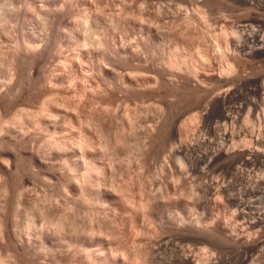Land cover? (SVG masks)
Segmentation results:
<instances>
[{
  "label": "rangeland",
  "instance_id": "1",
  "mask_svg": "<svg viewBox=\"0 0 264 264\" xmlns=\"http://www.w3.org/2000/svg\"><path fill=\"white\" fill-rule=\"evenodd\" d=\"M13 1L20 3H14ZM16 1L11 0L10 2V0H0V3H3H1L2 6L5 5L6 9L13 10L14 13L16 9V15L14 14L15 19H11L10 17L12 16H10L8 18L6 17L5 22L2 21L5 18L0 20V27L2 28V30L0 28V60L2 59L0 61V88H4H2V90L0 89V123L3 122L0 124V132H2L0 133V157H7L6 159L3 158L5 160L10 159L12 171L8 173L0 168V191L4 189L6 184V186L9 185L8 187L10 190L15 189L14 192H17L16 190L18 189L16 188H21L20 186L22 185L21 181V185L18 183L20 180L18 177L22 178L25 176V173L27 175L31 173L30 176L34 175L32 177L34 184H31V188H33L34 191L36 190V194H41L37 195L39 197L41 196L43 202V205L41 206L40 203H34V205L35 207L40 206L38 210L39 212H41L40 209H42V206H46L45 208L43 207V211H46V215L44 214L45 212H41L44 214L45 218H43V215L40 213V220L37 217L39 215L37 213L38 215H34L36 218L33 216V222L28 227H23L22 234L25 236L24 239H30V237H33L34 232H37L34 231V229H41V226L42 229L44 228V234L47 233L46 231H49L47 234L52 232V230H49L52 227L49 226L51 224L48 225L50 228L46 227L48 223L47 220L54 219V216H56L55 214L54 216L52 214V211H56V209L55 207L53 208L51 204L53 205V202L57 201V197H62L61 193H59L61 194L60 196L57 195L61 189V192L63 193L64 188L67 190L69 188L68 186L66 187V181L68 180L66 177L71 173L67 166L70 164L69 161H72V147L69 144L72 139L77 140L75 136H78L79 134V130L72 127L69 123V116L71 117L73 114L74 116L76 115L77 118H80V114L82 117L85 114L84 112L90 113V111L92 112L95 110V114L100 113L101 111H98V108L101 105V107L106 106V108H108L105 109L106 111L104 110L105 117L107 115L103 120L104 124H106L104 125V131L106 134L103 132L104 138L102 136L104 141L101 139V136H98L100 135L99 133L90 130V133L94 131V134L92 133V135H94L92 139L94 145L89 146L86 150V155L83 157V162L88 165V175L86 174L85 176L86 183L89 187H93V190L90 188L91 192L88 191L89 188L86 190V192L88 191L86 193L87 196H91L89 197L90 202H87L89 198L86 199V202L85 200H81L84 196L81 195V197L80 194L76 195L78 198L79 196L81 198H77L79 200L78 203L75 202V205H73L74 203H71V206H74L73 208H71V206L67 207L66 204H64L66 203L65 200L64 202L59 198L58 200H61L63 203L57 201L59 205H65V207L60 205L56 208L60 209L62 207V210L65 211L63 213H66L69 217V219L66 220L70 223L72 221V227L74 225L73 228L75 229L73 234L79 231L76 233H79L78 236L71 235L74 238L70 244V248L71 245L73 246L71 248L72 250L70 249V253L72 252L71 254L73 257H76L77 255L80 256L81 254L78 253L85 251L83 249H95L93 246L95 245L93 242L94 240L92 241L91 239L92 235L88 234L86 231L92 228L91 231L94 230L93 232H95V228L98 225V228H102L101 230H105V232L102 231L104 233V238L101 235L102 244L98 247L95 245V247H97V249L102 247L104 250L108 247L106 253L110 252L109 255L110 257L112 256L111 258L113 262H118L121 258L128 262L130 258L133 257V255L135 257L136 254V257L140 256L139 258L143 259H139V263L137 262L136 264H187L185 258L182 257L187 253L190 254L191 257L193 255L199 260L200 258L205 259V257L206 259H211L210 262L212 264H264V258H260L259 255L257 256L258 250L255 243H251L249 247L245 248L246 250L238 246L240 238L248 237L253 239L258 234L257 226L253 221L257 215L256 211L257 206L259 205L261 192V190H259L260 187L258 188L257 186L260 184V186L264 187V162L262 159L261 161L251 155H249V160L251 159L250 161L248 160L249 162H242L238 156L243 150H248V148L252 149L255 148V146L258 147L251 141L254 136L260 134V136L263 137L262 139H264V56L246 54V51L248 50L247 47H249L250 44V46L253 47L259 46H257L255 42H243L245 43V47L243 48H246L243 50V53L234 51L231 48L226 49L224 46V39H231L233 36L229 29V27L233 26V23L235 26L240 20L252 17L264 21V0H259L258 3L256 2L251 5H238L231 0H35L36 2L38 1V3H35L34 0ZM41 1H43V4ZM153 1L154 4L152 3ZM7 3L9 8L7 7ZM9 3H12L13 5ZM157 3H161L158 5L161 13L158 12V8H156ZM95 6H98V9L100 8L99 11L101 10L100 12L102 14L105 13V17L107 15L113 17L117 16V19L120 18L121 20H118L119 22L121 21V24H118L119 26H114L116 29L113 27V30L110 31L111 33H108V31L112 28L106 29L105 38L107 39L104 40V43L105 47L106 45L108 47H106L107 50L101 47H94L95 49L89 48V50H87L88 52L90 51L89 53H84V51L81 53L79 46L75 43V39H72L74 37L72 26L76 23V13L78 14V12L84 9L92 10ZM37 7L43 12H46L48 17L44 14L45 19H47V21L50 20V22H48V24L46 20L42 23L37 22L36 27H33L29 22L30 20L27 19L30 18L28 11L32 13V10ZM197 7L201 8V10ZM101 8H104V11ZM47 11L50 13H47ZM198 11H205V21H201L200 18H198ZM186 14L193 15V26H191V28L186 27L182 29V27H180L179 29L170 26L173 24L174 18H176L172 15L184 16ZM124 15L125 18L123 17ZM52 16L54 18H52ZM72 16L74 17L72 18ZM9 18L11 19L10 21L8 20ZM27 20L29 21L27 22ZM144 22L145 24H143ZM1 23L3 27L1 26ZM117 27L119 29H117ZM148 27L153 34V40L155 42V46L153 47L150 46L148 41L146 42ZM253 27L258 28L257 25H254ZM34 32H36V34H34ZM201 32H203V34ZM210 34H213L214 37L216 35V39L219 41L218 45H214V42H210ZM125 39L128 42L125 41ZM133 39L135 40L133 41ZM28 40H33L31 42L38 45L36 46V51L32 60L31 57L23 59V52L26 48L25 43L30 42ZM34 40L36 42H34ZM13 45L15 46V49ZM128 45L131 46L128 47ZM18 46H20V48ZM123 46L126 49H134L136 47L140 57H144L148 63L153 65V67L156 66L154 69L162 72V75L167 79L166 81L173 76L172 79L174 81L169 80L173 84H158L151 94L147 92L138 95L136 99H134L135 97L126 94L118 97L113 95L107 97V93H104L103 91L107 90L106 92H109V90L105 89L106 87L103 83L104 75H101L97 71V62H105L104 65L116 73H119L120 69V73L123 72L126 74H123L124 76H127L130 72L129 74L132 78L134 77V79H144L147 75L146 72L131 67V64L127 63V59L120 55V47ZM20 49L23 50L21 51ZM85 49H88V47ZM205 50L206 52H204ZM78 52L80 53L77 54ZM175 53L180 54L182 59H184L180 65L181 70L180 74L178 73L179 75L169 74L168 69H171L172 67L167 68L168 66H165L162 59L165 54L166 57L169 54L174 55ZM220 53L221 55L223 54V57ZM81 54L83 56H80ZM22 55L23 57H21ZM180 55L177 56L181 57ZM113 56L114 58H112ZM29 60L31 62H29ZM91 60H93L92 63L90 62ZM229 61L234 65V68H237H235V75L230 72V69L227 66ZM31 66L33 69H31ZM88 68H90V70ZM165 68L167 69L166 72ZM188 69L189 71L191 70L192 74L188 72ZM30 70H33V73ZM228 72L230 74H228ZM132 73L137 75H133ZM11 75L15 76V78ZM174 77L177 79L175 80ZM9 78L10 81L7 82L6 80H9ZM187 80L192 82V86L186 84L185 81ZM177 81L179 82L177 83ZM9 83L10 85H8ZM227 86H230V88H228L230 92L228 91L225 94V88L227 89ZM82 89H84V91ZM102 93L103 95L105 94V96H103ZM223 93L225 96H223ZM164 97L171 98L174 101V104H172L175 106L185 107L188 106L191 101L193 102L192 122H189L191 121L190 119H188L189 121L185 119L186 122H182L178 128V131L180 132L178 137L180 138V143L178 142L179 139H176L175 143L173 141L172 144H169L166 139H163L167 135V118L164 119L162 129L158 132L159 137L163 136L158 140L145 141L142 143V141L138 140L134 134L130 135L132 134V131L129 133V131H125V129H122L121 127L116 129L117 126L121 125H116V123H121L120 118L122 115H126L122 110L128 112L127 116L131 115L130 121L131 119L136 120L132 121V123L135 122L138 127L141 126H139V124L143 125L144 123H148L150 121L149 119H152L151 115H153L159 108L162 109V99ZM87 98L88 100H86ZM43 102L44 104H42ZM46 102L48 104H46ZM119 102L121 106L118 104ZM96 104H98V106H96ZM41 106L42 108L45 106L43 111H41ZM111 107L113 109H111ZM83 108L85 110H83ZM119 108L120 112H118ZM20 109L24 110L21 111ZM224 109L225 112H229L228 118H225L226 120L220 117V114ZM134 110H136V115L134 114ZM187 114L189 116L190 113L186 112V115ZM21 115H23V117ZM18 116H21L19 118L21 121L18 119ZM76 116L75 119H77ZM114 116L116 118H114ZM246 116L248 121L245 123L242 119ZM117 118H119V120ZM137 125H134L136 133L139 129L138 127L136 129ZM10 128L13 130L15 129L14 131L17 130L18 134L17 132H11L13 130ZM19 129H22L23 131L21 130L19 133ZM85 129L86 131L89 130V128L87 129L86 127ZM231 129L232 131H230ZM109 130L110 132L108 133ZM248 132L254 134V136L252 134L250 135ZM15 133L16 135H14ZM160 133L163 134L160 135ZM16 137H18V141ZM19 137L21 141L22 139H24V141H19ZM98 143H100V145ZM97 145L99 148L103 149V155L101 158H98L95 154V152L98 153L100 150ZM222 148L229 149V152L231 153V155L229 154L230 157L225 154L224 150L221 151ZM263 148L264 146L260 149ZM231 149L233 152H231ZM32 156L37 158L35 163L33 162ZM231 156L236 157L232 162L230 160ZM91 164L92 166L97 165L96 167H99V170L96 172L95 170L89 169ZM82 169V167L73 168L75 172L79 173H81L80 171ZM54 174H57L59 178L54 177ZM45 177H47V180L50 179V182L43 179ZM4 181H6V183ZM8 187L6 188L8 189ZM6 188L3 191H6ZM31 188L30 190L33 191ZM116 188L118 189L116 190ZM173 188H175V190ZM215 189L216 192H214ZM103 191L111 194L114 198L109 199L104 196ZM263 191L264 189H262V192ZM42 193L45 194V196ZM76 196L74 198H76ZM54 197L56 199H54ZM23 198L24 197L21 198V201L18 200L19 202L15 198L9 206L5 207L7 208L6 210L0 204V212L4 211V214L9 212V214H6L7 216L9 215V218L14 215V223L16 222L18 224L19 222V224L21 223L20 225H22L29 217L30 214L28 209L32 206L30 205V199L27 201L25 198L22 200ZM43 199L45 201H43ZM46 199L49 205L44 203L47 202ZM49 200L52 201L49 202ZM137 205H139L140 208ZM13 206L17 211L14 210ZM35 207L33 209L31 208L34 213H36V210L38 209L37 207V209L34 210ZM235 208L238 211H236ZM32 210L31 213L34 214ZM49 211H51L50 215H48ZM57 213H59V211H57ZM47 215L49 218L46 217ZM38 223L41 226H39ZM20 225L17 228H19ZM106 230L109 231L110 234L107 233ZM25 234H31L32 236L30 235V237H27ZM261 234L264 248V227L261 229ZM88 235L91 236L88 237ZM95 236L98 237L97 231ZM80 241H83L82 244H80ZM2 245L3 244H0V264L37 263L35 262L37 260L34 258L32 259L30 256L26 257L28 255L26 250L23 249L24 251H22L20 249V251H18L17 249L12 248L14 251H11V245ZM85 246L88 247L85 248ZM19 252H23L22 254L20 253L21 256L19 255ZM73 252L77 255L75 256ZM213 258L216 259L214 260Z\"/></svg>",
  "mask_w": 264,
  "mask_h": 264
},
{
  "label": "bare ground",
  "instance_id": "2",
  "mask_svg": "<svg viewBox=\"0 0 264 264\" xmlns=\"http://www.w3.org/2000/svg\"><path fill=\"white\" fill-rule=\"evenodd\" d=\"M2 1V0H1ZM16 1V0H15ZM19 1V0H18ZM24 1V0H23ZM35 1V0H34ZM90 1V0H89ZM132 1V0H131ZM231 1H234L236 4H238V5H251V4H254V3H258V1L259 0H231ZM10 2H11V0H10ZM14 2V1H13ZM17 2V1H16ZM16 2H14V3H16ZM43 1H41V3H42ZM69 2V1H68ZM94 2V1H93ZM148 2V1H147ZM151 2V1H150ZM160 2V1H159ZM2 3V2H1ZM0 3V4H1ZM17 3H20V2H17ZM29 3V2H28ZM35 3H38V1L36 2L35 1ZM47 3V2H46ZM67 3V2H66ZM91 3V2H90ZM107 3V2H106ZM125 3V2H124ZM149 3V2H148ZM153 4H154V1L152 2ZM163 3V2H162ZM3 4V3H2ZM2 4L0 5V20H2V18L4 19V20H2V21H6V17L8 18V17H10V16H12V17H10L11 19H13L14 17H15V13H16V9H15V13H14V11L13 10H8V9H6L5 8V5L4 6H2ZM9 4H12V3H9ZM23 4H24V2H23ZM22 4V5H23ZM30 4V3H29ZM32 4H34V3H32ZM43 4V3H42ZM63 4V3H62ZM145 4H146V2H145ZM151 4V3H150ZM161 4V3H160ZM159 3H157V7L156 8H158L157 10H158V12H160L161 13V10H159V6L158 5H160ZM13 5V4H12ZM16 5V4H15ZM36 5V4H35ZM66 5V4H65ZM143 5H144V2H143ZM9 5H8V3H7V7H8ZM92 6V5H91ZM110 6V5H109ZM26 7H27V5H26ZM32 7V6H31ZM39 7V6H38ZM37 7V8H38ZM40 7H41V5H40ZM43 7V6H42ZM61 7V6H60ZM87 7V6H86ZM130 7V6H129ZM143 7V6H142ZM146 7V6H145ZM249 7V6H248ZM9 8V7H8ZM16 8H17V6H16ZM34 8V7H33ZM34 9V10H32L31 8V10H32V13H30V11H28V13L30 14V18H27V19H29V20H27V22L29 21L30 23H31V25L33 26V27H36V24H37V22H40V23H42L43 21H47V19H45V16H44V14L46 15V17H48L47 16V14H46V12H43L41 9ZM70 8V7H69ZM77 8V7H76ZM123 8V7H122ZM199 10H201V8H199V7H197ZM12 9V8H11ZM18 9V8H17ZM24 9V8H23ZM62 9H63V7H62ZM100 9V8H99ZM99 9H98V6L96 7L95 6V8H92V10H88V9H84V10H81L80 12H78V14L76 13V16H75V19H76V23L74 24V26H72L73 27V32H74V37L72 38V39H75V43L79 46V48H80V51H81V53H82V51H84V53L85 52H88L87 50H89V48L91 49V48H94V47H101V48H103V49H105V50H107V45H106V47H105V43H104V40L105 39H107V38H105L106 37V34H105V32H106V29L107 28H112L111 30L109 29V31H108V33L110 32V31H112L113 30V27L114 26H117L118 24H121L120 22H119V20L118 19H120V18H116L115 16L113 17V16H107L106 15V17L104 16V14H102L100 11H99ZM102 9V8H101ZM104 9V8H103ZM102 9V10H103ZM141 9V8H140ZM162 9V8H161ZM21 10V9H20ZM122 10V9H121ZM134 10V9H133ZM147 10V9H146ZM104 11V10H103ZM17 12H19V11H17ZM57 12V11H56ZM119 12V11H118ZM127 12V11H126ZM47 13H50V12H48L47 11ZM111 13V12H110ZM15 14V15H14ZM21 14V13H20ZM19 14V15H20ZM24 14H25V12H24ZM58 14V13H57ZM197 14H198V18H200V20L201 21H205V11L204 12H202V11H198L197 12ZM14 15V16H13ZM19 15H18V17H19ZM117 15V14H116ZM126 15V14H125ZM125 15L123 16L124 18H125ZM140 15V14H139ZM24 16V15H23ZM50 16V15H49ZM58 16H59V14H58ZM119 16V15H118ZM137 16V15H136ZM161 16V15H160ZM173 17H176V18H174V21H173V24L172 25H170V26H172V27H176V28H179L180 29V27H182V29L183 28H186V27H190L191 28V26H193V15H188V14H186V15H182V16H174V15H172ZM197 16V15H196ZM17 17V18H18ZM25 17V16H24ZM74 16H72V18H73ZM131 17V16H130ZM8 19L9 21L11 20V19ZM52 18H54L53 16H52ZM15 19V18H14ZM19 19V18H18ZM50 19V18H49ZM75 19H73V20H75ZM137 19V18H136ZM17 20V19H16ZM54 20V19H53ZM121 20V19H120ZM122 20H124V19H122ZM149 20V19H148ZM172 20V19H171ZM15 21V20H14ZM71 21V20H70ZM136 21V20H135ZM137 21H138V19H137ZM3 22V23H4ZM8 22V21H7ZM16 22V21H15ZM48 22H50V20L49 21H47V24H48ZM55 22V21H54ZM72 22V21H71ZM70 22V23H71ZM139 22V21H138ZM146 22V21H145ZM145 22L143 23V24H145ZM13 23V22H12ZM45 23V22H44ZM201 23V22H200ZM16 24V23H15ZM14 24V25H15ZM51 24V23H50ZM11 25V24H10ZM17 25V24H16ZM21 25V24H20ZM28 25V24H27ZM26 25V26H27ZM68 25V24H67ZM73 25V24H72ZM124 25V24H123ZM129 25V24H128ZM146 25H147V23H146ZM149 25V24H148ZM254 25H257L258 26V28H254L253 26ZM1 26H2V23H1ZM7 26V25H6ZM12 26V25H11ZM119 26V25H118ZM140 26H141V24H140ZM144 26V25H143ZM151 26V25H150ZM149 26V27H150ZM204 26V25H203ZM3 27V26H2ZM121 27V26H120ZM148 27V29H147V40H146V42L148 41V43L150 44V46H155L154 45V40H153V34H152V31H151V29ZM1 28V27H0ZM7 28V27H6ZM26 28V27H25ZM43 28V27H42ZM115 29H116V27H114ZM145 28V27H144ZM166 28V27H165ZM203 28V27H202ZM9 29V28H8ZM27 30H29L28 28H26ZM45 29H46V27H45ZM44 29V30H45ZM62 29V28H61ZM69 29H70V27H69ZM114 29V30H115ZM117 29H119L118 27H117ZM134 29V28H133ZM204 29V28H203ZM229 29H230V31H231V33L233 34V36H232V38L231 39H228L227 38V40L226 39H224L225 41H224V43H225V47H226V49L228 48V49H232V50H234V51H237V52H239V53H243V50L244 49H246V48H243V47H245L244 45H245V43H243V42H255L256 43V45L258 46V47H253V46H250L249 45V47H247L248 48V50L246 51V54L247 55H254V56H256V55H260V56H264V21L263 20H259L258 18H256V17H252V18H248V19H244V20H240L239 22H238V24H236L235 26H234V23H233V26H231V27H229ZM1 30H2V28H1ZM11 30V29H10ZM43 30V29H42ZM48 30H49V28H48ZM66 30V29H65ZM135 30V29H134ZM33 31V30H32ZM40 31V30H39ZM128 31V30H127ZM42 32V31H41ZM48 32V31H47ZM65 32V31H64ZM114 32V31H113ZM119 32V31H118ZM145 32H146V30H145ZM164 32V31H163ZM185 32H186V30H185ZM7 33H9V32H7ZM27 33V32H26ZM49 33V32H48ZM111 33V32H110ZM123 33V32H122ZM202 34H203V32H201ZM207 33V32H206ZM34 34H36V32H34ZM127 34H130V33H127ZM180 34V33H179ZM10 35V34H9ZM12 35V34H11ZM15 35V34H14ZM28 35V34H27ZM108 35V34H107ZM4 36V35H3ZM7 36V35H6ZM128 36V35H127ZM130 36V35H129ZM190 36V35H189ZM205 36V35H204ZM207 36V35H206ZM210 36H211V40H210V42H214V45H218L219 43V41L216 39L217 37H216V35H215V37L213 36V34L211 35L210 34ZM17 37V36H16ZM42 37V36H41ZM112 37H114V36H112ZM134 37H135V35H134ZM209 37V36H208ZM23 38V37H22ZM32 38H36V37H32ZM130 38V37H129ZM219 38V37H218ZM1 39V38H0ZM45 39V38H44ZM43 39V40H44ZM49 39V38H48ZM127 39V38H126ZM125 39V41H127ZM131 39V38H130ZM210 39V38H209ZM3 40V39H2ZM10 40H11V38H10ZM14 40V39H13ZM18 40V39H17ZM20 40V39H19ZM38 40H39V38H38ZM41 40V39H40ZM71 40V39H70ZM114 40V39H113ZM135 39H133V41H134ZM207 40V39H206ZM28 41H30V40H28ZM31 41H33V40H31ZM28 42V43H25L26 44V48H25V51L23 52V55H24V57H23V55L21 56V57H23V59L25 58V59H28V58H30L31 57V60L33 59L32 57L34 56V54H35V51H36V46H38V45H36L35 43H32V42ZM61 41V40H60ZM112 41V40H111ZM122 41H123V39H122ZM129 41H131V40H129ZM132 41V42H133ZM183 41V40H182ZM203 41V40H202ZM19 42V41H18ZM34 42H36L35 40H34ZM39 42V41H38ZM37 42V43H38ZM66 42V41H65ZM106 42V41H105ZM128 42V41H127ZM186 42V41H185ZM221 42V41H220ZM40 43V42H39ZM9 44V43H8ZM19 44V43H18ZM24 44V43H23ZM41 44V43H40ZM39 44V45H40ZM69 44V43H68ZM75 44V45H76ZM125 44V43H124ZM127 44V43H126ZM223 44V43H222ZM253 44V43H252ZM203 45V44H202ZM205 45V44H204ZM210 45V44H209ZM254 45V44H253ZM5 46V45H4ZM3 46V47H4ZM14 46V45H13ZM41 46V45H40ZM59 46H61V45H59ZM72 46V45H71ZM81 46V47H80ZM116 46V45H115ZM131 46V45H130ZM129 45H128V47H130ZM179 46V45H178ZM9 47H11V46H9ZM8 47V48H9ZM19 48H20V46H18ZM75 47V46H74ZM86 47H88V49H85ZM217 47V46H216ZM219 47H220V45H219ZM223 47V46H222ZM221 47V48H222ZM6 48V47H5ZM70 48V47H69ZM83 48V49H82ZM113 48V47H112ZM136 48V47H135ZM133 49V48H129V49H126V48H124V46L123 47H120V55L121 56H123V57H125L126 59H127V63H129V64H131V67H133V68H138L139 70H141V71H143V72H146V77L143 79H134V77L132 78V76L128 73L127 74V76H124V75H126V74H124L123 72L122 73H120V69H119V73H116V72H114L113 70H110L106 65H104L105 64V62L103 63L102 61L101 62H97V64H96V68H97V71L101 74V75H104V81H103V83L105 84V89H108L109 90V92H106L107 90H104L103 92L104 93H107L106 94V96L108 97V96H116V97H118V96H120V95H123V94H126V95H131L132 97H135L134 99H136V97L138 96V95H142V94H145V93H147V92H149L150 94H151V92H153L154 90H155V87H156V85H158V84H162V85H167V84H173L171 81L173 80L172 79V77H171V79H169L168 78V81H166L167 79L162 75V72H159V71H157V70H155L154 69V67L156 68V66H154L153 67V65H151L150 63H148L147 62V60L143 57H140V55H139V53H138V50H137V48L136 49ZM156 48V47H155ZM207 48V47H206ZM2 49V48H1ZM14 49H15V46H14ZM95 49V48H94ZM178 49V48H177ZM208 49V48H207ZM12 50V49H11ZM21 50V49H20ZM23 50V49H22ZM21 50V51H22ZM96 50H98V49H96ZM152 50V49H151ZM2 51V50H1ZM30 51V52H29ZM75 51H76V49H75ZM75 51H73V52H75ZM78 51V50H77ZM110 51V50H109ZM108 51V52H109ZM142 51V50H141ZM165 51V50H164ZM4 52V51H3ZM2 52V53H3ZM18 52V51H17ZM90 52V51H89ZM88 52V53H89ZM105 52V51H104ZM112 52V51H111ZM110 52V53H111ZM176 52V51H175ZM179 52V51H178ZM204 52H206V50L204 51ZM6 53H8V52H6ZM5 53V54H6ZM15 53H16V51H15ZM80 52H78L77 54H79ZM169 53H171V52H169ZM174 53V52H173ZM1 54V53H0ZM71 54V53H70ZM87 54V53H86ZM93 54V53H92ZM144 54V53H143ZM176 54V55H175ZM174 55H171V54H167L168 56H166L165 57V55H164V57L162 58L163 59V63H165V66L167 67V68H169V67H172L171 69H168L169 71V74H171V75H179L180 74V65H181V63L183 62V60L184 59H182V56L180 55V54H178V53H175ZM207 54V53H206ZM7 55V54H6ZM18 55V54H17ZM60 55V54H59ZM73 55V54H72ZM110 55V54H109ZM113 55H114V52H113ZM145 55V54H144ZM160 55H161V53H160ZM177 55H180L181 57H179V56H177ZM202 55V54H201ZM205 55V54H204ZM220 55H221V53H220ZM226 55V54H225ZM224 55V56H225ZM77 56V55H76ZM79 56V55H78ZM80 56H83L82 54L80 55ZM79 56V57H80ZM206 56V55H205ZM212 56V55H211ZM222 57H223V54L221 55ZM4 57V56H3ZM2 57V58H3ZM13 57V56H12ZM18 57V56H17ZM106 57V56H105ZM86 58H88V57H86ZM103 58V57H102ZM112 58H114V56L112 57ZM6 59V58H5ZM12 59V58H11ZM17 59V58H16ZM21 59V58H20ZM42 59V58H41ZM69 59H71V58H69ZM76 59V58H75ZM89 59V58H88ZM208 59V58H207ZM2 60V59H1ZM0 60V61H1ZM79 60V59H78ZM78 60H77V62H78ZM100 60V59H99ZM112 60V59H111ZM6 61V60H5ZM7 61H8V59H7ZM12 61V60H11ZM14 61V60H13ZM52 61V60H51ZM63 61V60H62ZM80 61V60H79ZM106 61H107V59H106ZM23 62V61H22ZM29 62H31L30 60H29ZM61 62V61H60ZM91 63L93 62V60H91L90 61ZM161 62V61H160ZM5 63V62H4ZM12 63V62H11ZM33 63V62H32ZM62 63V62H61ZM2 64V63H1ZM64 64V63H63ZM84 64V63H83ZM87 64V63H86ZM6 65V64H5ZM12 65V64H11ZM11 65H10V67H11ZM48 65V64H47ZM68 65V64H67ZM89 65V64H88ZM162 65V64H161ZM188 65V64H187ZM3 66V65H2ZM80 66V65H79ZM130 66V65H129ZM162 66H164V65H162ZM185 66V65H184ZM228 66V68L230 69V72L233 74L234 72H235V68H234V65L229 61V64L227 65ZM57 67V66H56ZM110 67V66H109ZM130 67V69L132 70V68ZM161 67V66H160ZM189 67V66H188ZM61 68V67H60ZM86 68H87V66H86ZM126 68H128V67H126ZM7 69V68H6ZM9 69V68H8ZM31 69H33L32 68V66H31ZM85 69V68H84ZM89 70H90V68H88ZM93 69V68H92ZM129 69V68H128ZM166 69V68H165ZM229 69H227V70H229ZM237 69V68H236ZM11 70H13V69H11ZM63 70V69H62ZM18 71V70H17ZM30 71H32V73H33V70H30ZM48 71V70H47ZM133 71V70H132ZM167 71V69L165 70V72ZM59 72V71H58ZM127 72V71H126ZM188 72H190L191 73V70L189 71V69H188ZM237 72V71H236ZM13 73V72H12ZM23 73V72H22ZM84 73V72H83ZM91 73V72H90ZM89 73V74H90ZM164 73V72H163ZM179 73V74H178ZM5 74V73H4ZM3 74V75H4ZM10 74V73H9ZM59 74V73H58ZM62 74V73H61ZM97 74V73H96ZM124 74V75H123ZM133 75L135 74V73H132ZM166 74V73H165ZM164 74V75H165ZM192 74V73H191ZM228 74H230L229 72H228ZM237 74V73H236ZM31 75V74H30ZM54 75V74H53ZM53 75H51V76H53ZM135 75H137V74H135ZM234 75H235V73H234ZM12 77H14L15 78V76H13V75H11ZM50 76V77H51ZM57 76V75H56ZM94 76V75H93ZM96 76H98V75H96ZM168 76V75H167ZM195 76V75H194ZM6 77V76H5ZM11 77V78H12ZM82 77V76H81ZM85 77V76H84ZM90 77H92V76H90ZM188 77V76H187ZM4 78V77H3ZM53 78V77H52ZM83 78V77H82ZM86 78V77H85ZM179 78V77H178ZM31 79V78H30ZM94 79V78H93ZM174 79L176 80L177 78H175L174 77ZM5 80V79H4ZM80 80V79H79ZM89 80V79H88ZM97 80V79H96ZM169 80H171V81H169ZM7 82L8 81H10V78H9V80H6ZM20 81V80H19ZM23 81V80H22ZM46 81V80H45ZM50 81V80H49ZM57 81V80H56ZM174 81V80H173ZM180 81V80H179ZM179 81H177V83L179 82ZM181 81H182V79H181ZM3 82V81H2ZM6 82V83H7ZM65 82V81H64ZM87 82V81H86ZM89 82V81H88ZM96 82V81H95ZM186 82V84H188V85H190V86H192V82H190L189 80H187V81H185ZM264 82V81H263ZM4 83V82H3ZM11 83V82H10ZM10 83L8 84V85H10ZM21 83V82H20ZM54 83V82H53ZM60 83V82H59ZM70 83V82H69ZM72 83V82H71ZM90 83V82H89ZM98 83H99V81H98ZM166 83V84H165ZM49 84V83H48ZM50 84H51V82H50ZM80 84V83H79ZM93 84V83H92ZM175 84V83H174ZM4 85V84H3ZM2 85V86H3ZM70 85V84H69ZM73 85V84H72ZM185 85V84H184ZM229 85V84H228ZM6 86V85H5ZM56 86V85H55ZM59 86V85H58ZM61 86V85H60ZM77 86V85H76ZM92 86V85H91ZM99 86V85H98ZM52 87V86H51ZM63 87V86H62ZM93 87V86H92ZM102 87V86H101ZM100 87V88H101ZM2 88L3 87H1L0 89L2 90ZM8 88V87H7ZM43 88V87H42ZM55 88V87H54ZM74 88V87H73ZM90 88V87H89ZM228 88H230V86L228 87L227 86V89L225 88V94L229 91V89ZM4 89V88H3ZM85 89V88H84ZM84 89H82L83 91H84ZM96 89V88H95ZM17 90H18V88H17ZM71 90V89H70ZM82 90H81V92H82ZM224 90V89H223ZM79 91V90H78ZM100 91V90H99ZM1 92V91H0ZM90 92V91H89ZM92 92V91H91ZM94 92V91H93ZM230 92V91H229ZM6 93V92H5ZM15 93H17V92H15ZM220 93V92H219ZM218 93V94H219ZM80 94V93H79ZM217 94V95H218ZM221 94V93H220ZM219 94V95H220ZM224 94V93H223ZM225 94L223 95V96H225ZM22 95V94H21ZM89 95V94H88ZM93 95H96V94H93ZM98 95H99V92H98ZM97 95V96H98ZM102 95H103V93H102ZM84 96H85V94H84ZM91 96V95H90ZM103 96H105V94L103 95ZM103 96H101V97H103ZM80 97V96H79ZM46 98V97H45ZM84 98V97H83ZM95 98V97H94ZM93 98V99H94ZM97 98V97H96ZM106 98V97H105ZM130 98V97H129ZM128 98V99H129ZM12 99V98H11ZM72 99V98H71ZM79 99V98H78ZM82 99V98H81ZM85 99V98H84ZM100 99V98H99ZM108 99H110V98H108ZM111 99H112V97H111ZM127 99V100H128ZM223 99H224V97H223ZM86 100H88V98L86 99ZM102 100V99H101ZM113 100H115V99H113ZM44 101V100H43ZM50 101V100H49ZM110 101H112V100H110ZM109 101V102H110ZM72 102V101H71ZM98 102V101H97ZM130 102V101H129ZM128 102V103H129ZM174 101L171 99V98H169V97H164L163 99H162V103H163V106H164V108H163V106H162V109H158V110H156L155 111V113L153 114V115H151V118L152 119H149L150 121L148 122V123H144L143 125L142 124H139V126L140 127H138V125L135 123V122H133L132 123V121H136V120H132L131 119V121H130V117H131V115H129V116H127V114H128V112H126V111H124V110H122L124 113H126V115L123 113V112H121V113H123L124 115H122L121 113H119V114H121L122 115V117L121 116H119V117H121L120 119V122L121 123H116V125H119V124H121V125H119V126H117L116 127V129H118L119 127H121L122 129H125V131H129V133L132 131V134H130V135H133L134 134V136L138 139V140H140V141H142V143H144L145 141H153V140H158L159 138H162V136L161 137H159V133L158 132H160L161 131V129H162V126H163V121H164V119L165 118H167L168 119V124H167V126H166V128H167V135L163 138V139H166V141L169 143V144H172L173 143V141H174V143L176 142L175 140L176 139H179V143L181 142L180 141V138H178L179 137V125L182 123V122H184L185 121V119H192V117H193V113H192V106H193V102L191 101L189 104H188V106H175V105H173L174 103H173ZM16 103V102H15ZM79 103V102H78ZM82 103V102H81ZM104 103L106 104V102L104 101ZM126 103V102H125ZM173 103V104H172ZM24 104V103H23ZM30 104V103H29ZM35 104V103H34ZM42 104H44V102L42 103ZM46 104H48L47 102H46ZM50 104V103H49ZM98 104H99V102H98ZM98 104H96V106H98ZM107 104H108V102H107ZM118 104H120V102L118 103ZM137 104V103H136ZM79 105V104H78ZM77 105V106H78ZM89 105H90V103H89ZM94 105V104H93ZM125 105H127V104H125ZM124 105V106H125ZM158 105V104H157ZM187 105V104H186ZM2 106V105H1ZM48 106V105H47ZM46 106V107H47ZM91 106V105H90ZM118 106V105H117ZM116 106V107H117ZM120 106H121V104H120ZM123 106V107H124ZM135 106V105H134ZM160 106V105H159ZM34 107V106H33ZM45 107V106H44ZM43 107V108H44ZM76 107V106H75ZM84 107V106H83ZM110 107V106H109ZM20 108H24V107H20ZM41 108H42V106H41ZM43 108H42V110L41 111H43ZM98 108V107H97ZM121 108V107H120ZM120 108H119V111L118 112H120ZM128 108V107H127ZM130 108H131V106H130ZM129 108V109H130ZM134 108V107H133ZM136 108V107H135ZM144 108V107H143ZM147 108V107H146ZM250 108V107H249ZM6 109V108H5ZM45 109V108H44ZM99 110L98 111H101L100 113H97V114H95L96 113V110L95 111H90V113L89 112H84L83 114V116L81 117V114L79 115L80 116V118L78 119L77 118V116H76V118L77 119H75V116L72 114H70L71 115V117L69 116V123L71 124V126L72 127H74V128H76V129H78L79 130V134H78V136L76 135L75 136V138H77V140H74V139H72V141H71V143L69 144L72 148H71V153H72V161H69V166H67V168H69L70 169V171L69 172H71L70 173V175L68 176V177H66V178H68V180L66 181V187L68 186L69 188H68V190L67 189H65L64 188V192L62 193L61 191H62V189H61V191L60 192H58L57 193V195H61L62 194V197L60 196L59 198L62 200V201H66V203H64V204H66V206L67 207H70L72 204L71 203H74L73 205H75V202H77L78 203V199H81L80 198V196L81 195H83L84 197H82V199L81 200H85V202H86V199L87 198H89V197H91V196H87V192L88 191H90V188H91V190H93L92 188V186L91 187H89L88 186V184L86 183V179H85V176H86V174H87V169H88V165H86V163H84L83 162V157L86 155V150L89 148V146L90 145H94L93 143V136L94 135H92V133L95 131V132H97V133H99L100 135H98V136H101V139H102V136H103V138H104V133H105V127H104V125H106V124H104V118H106L107 117V115H106V117H105V109H108V108H106V106H103V107H101V105H100V107L98 108ZM111 109H113L112 107H111ZM111 109H110V111H111ZM124 109V108H123ZM132 109V108H131ZM208 109V108H207ZM21 110V109H20ZM24 110V109H23ZM23 110H21V111H23ZM33 110V109H32ZM48 110H49V108H48ZM74 110V109H73ZM76 110H77V108H76ZM82 110V109H81ZM83 110H85L84 108H83ZM89 110V109H88ZM105 110V111H104ZM115 110V109H114ZM127 110V109H126ZM145 110V109H144ZM149 110H151V109H149ZM221 110V109H220ZM16 111V110H15ZM28 111V110H27ZM52 111V110H51ZM103 111V112H102ZM109 111V110H108ZM129 111V110H128ZM33 112H34V110H33ZM75 112V111H74ZM95 112V113H94ZM135 112H136V110H134V114H135ZM186 112H188V113H190L189 114V116H188V114L186 115ZM0 113H1V111H0ZM71 113V112H70ZM73 113V112H72ZM92 113H94V114H92ZM110 113V112H109ZM113 113V112H112ZM116 113V112H115ZM147 113V112H146ZM151 113V112H150ZM229 113V112H228ZM228 113L227 112H225V109H224V111H222L221 112V114H220V117L221 118H223V119H225V118H228ZM16 114H18V113H16ZM22 114V113H21ZM139 114V113H138ZM1 115V114H0ZM109 115V114H108ZM136 115V114H135ZM143 115H144V112H143ZM22 117H23V115H21ZM20 116V117H21ZM26 116V115H25ZM24 116V117H25ZM113 116V115H112ZM115 116H116V114H115ZM114 116V118H116ZM118 116V115H117ZM133 116V115H132ZM245 116V115H244ZM15 117V116H14ZM19 116H18V119L20 118ZM134 117V116H133ZM136 117V116H135ZM195 117V116H194ZM198 117V116H197ZM234 117H236V116H234ZM112 118V117H111ZM137 118V117H136ZM145 118V117H144ZM242 118H244V117H242ZM17 119V118H16ZM118 120H119V118H117ZM135 119V118H134ZM10 120V119H9ZM20 120V119H19ZM106 120V119H105ZM226 120V119H225ZM245 123L248 121V119H247V116L244 118V119H242ZM21 121V120H20ZM115 121V120H114ZM114 121H112V122H114ZM138 121V120H137ZM189 121V120H188ZM242 121V122H243ZM6 122V121H5ZM116 122H117V120H116ZM186 122V121H185ZM189 122H192V120L191 121H189ZM224 122V121H223ZM1 123H3V122H1ZM0 123V124H1ZM135 123V124H134ZM19 124V123H18ZM17 124V125H18ZM109 124V123H108ZM137 125L136 126V129H137V127L139 128L137 131V133H136V130H135V126L134 125ZM165 124V123H164ZM13 125V124H12ZM11 125V126H12ZM23 125V124H22ZM34 125V124H33ZM32 125V126H33ZM186 125H188V124H186ZM5 126V125H4ZM7 126V125H6ZM19 126V125H18ZM29 126V125H28ZM35 126V125H34ZM183 126V125H182ZM214 126H216V125H214ZM221 126V125H220ZM234 126V125H233ZM2 127V126H1ZM23 127V126H22ZM85 127L88 129L89 128V130L88 131H86V129H85ZM126 127H127V129H126ZM217 127H218V125H217ZM12 128H14V127H12ZM29 128V127H28ZM73 128V129H74ZM90 128H92V129H90ZM164 128V127H163ZM228 128V127H227ZM231 128V127H230ZM11 129V128H10ZM107 129V128H106ZM188 129V128H187ZM196 129V128H195ZM11 130H13V129H11ZM10 130V131H11ZM15 130V129H14ZM11 131V132H17V134H18V131L16 130V131ZM22 130V129H21ZM20 129H19V133H20V131H21ZM24 130H26V129H24ZM32 130V129H31ZM90 130H94L92 133H90L91 131ZM193 130V129H192ZM2 131V130H1ZM9 131V132H10ZM23 131V130H22ZM27 131V130H26ZM29 131V130H28ZM230 131H232V129L230 130ZM229 131V132H230ZM238 131H240V130H238ZM243 131V130H242ZM262 131V130H261ZM4 132V131H3ZM30 132V131H29ZM104 132V133H103ZM110 132V130L108 131V133ZM116 132V131H115ZM118 132V131H117ZM139 132H141V133H139ZM227 132V131H226ZM234 132V131H233ZM0 133H2V132H0ZM76 133V132H75ZM122 133V132H121ZM248 133H250V132H248ZM26 134V133H25ZM94 134V133H93ZM102 134V135H101ZM106 134V133H105ZM124 134V133H123ZM161 134H163V133H160V135ZM231 134V133H230ZM244 134H247V133H244ZM252 133H250V135H251ZM258 134V133H257ZM14 135H16V133L14 134ZM165 135V134H164ZM253 136H254V134H252ZM9 136H11V135H9ZM8 136V137H9ZM25 136V135H24ZM115 136V135H114ZM188 136V135H187ZM217 136V135H216ZM224 136V135H223ZM97 137V136H96ZM118 137V136H117ZM197 137V136H196ZM12 138V137H11ZM14 138H15V136H14ZM14 138H13V140H14ZM18 137H16V139H17ZM74 138V137H73ZM245 138V137H244ZM263 137H261L260 136V134H258V136H254L252 139H251V141H252V143H255L258 147H256L255 146V148H252V149H249L248 147V150H243V151H241V153H240V155L238 156V158L239 159H241V161L242 162H246V161H248L249 160V155H251L252 157H254V158H256V159H262L263 160V162H264V148L263 149H260L261 147H263L264 146V139H262ZM99 139V138H98ZM204 139V138H203ZM216 139H218V138H216ZM220 139H222V138H220ZM250 139V138H249ZM32 140V139H31ZM103 140V139H102ZM11 141V140H10ZM17 141H18V139H17ZM19 141H21L20 140V137H19ZM22 141H24V139H22ZM21 141V142H22ZM104 141V140H103ZM30 142V141H29ZM34 142V141H33ZM36 142V141H35ZM93 142V143H92ZM98 142V141H97ZM96 142V143H97ZM102 142V141H101ZM234 142V141H233ZM185 143V142H184ZM183 143V144H184ZM190 143V142H189ZM232 143V142H231ZM34 144V143H33ZM99 145H100V143H98ZM182 144V143H181ZM226 144V143H225ZM2 145V144H1ZM61 145V144H60ZM102 145V144H101ZM223 145V144H222ZM28 146V145H27ZM32 146V145H31ZM178 146V145H177ZM231 146V145H230ZM252 146V145H251ZM94 147V146H93ZM97 147H98V145H97ZM186 147V146H185ZM232 147V146H231ZM42 148V147H41ZM99 148V147H98ZM100 150H99V152L98 153H96L95 152V154H96V156L98 157V158H101V156L103 155V149L102 148H99ZM242 149H244V148H242ZM241 149V150H242ZM183 150V149H182ZM225 151V154H227V155H231V153L229 152V149H225V148H222L221 149V151ZM232 150V149H231ZM239 150V149H238ZM14 151V150H13ZM240 151V150H239ZM39 152V151H38ZM231 152H233V150L231 151ZM35 154V153H34ZM230 155H229V157H230ZM95 156V155H94ZM235 156V155H234ZM29 157H31V156H29ZM1 158V157H0ZM3 158H5V157H3ZM3 158H1V160H0V168H1V170H3V171H6V172H8V173H10V172H12L11 171V163H10V159L8 160H5V159H3ZM68 158V157H67ZM234 158H236V157H232L231 156V158H230V160H231V162L234 160ZM32 159H33V162L35 163L36 161H37V158L35 157V156H32ZM5 160V161H4ZM42 160V159H41ZM59 160V159H58ZM236 160V159H235ZM251 160V159H250ZM249 160V161H250ZM259 160V161H260ZM261 160V161H262ZM9 161V162H8ZM32 161V160H31ZM49 161V160H48ZM60 161V160H59ZM58 161V162H59ZM65 161V160H64ZM248 161V162H249ZM51 162H53V161H51ZM63 162V161H62ZM64 163V162H63ZM68 163V162H67ZM35 165V164H34ZM65 165V164H64ZM68 165V164H67ZM94 165V164H93ZM238 165V164H237ZM31 166V165H30ZM97 166V165H96ZM95 165L94 166H92V164H91V167H89V169H92V170H95L96 172L99 170L98 168L99 167H96ZM79 168V167H82L83 169L80 171L81 173H79V172H75L74 170H73V168ZM58 168V167H57ZM17 169V168H16ZM68 169V170H69ZM36 170V169H35ZM54 170H56V169H54ZM78 170V169H77ZM59 171H61V170H59ZM64 171V170H63ZM62 172V171H61ZM20 173V172H19ZM55 173V172H54ZM79 173V174H78ZM88 173H89V170H88ZM22 174V173H21ZM20 174V175H21ZM31 174V173H30ZM30 174L29 175H27L26 173H25V176H23V174H22V178L21 177H18L19 179V181H18V183L20 184V181H21V183H22V185L20 186L21 188H16V189H18V190H16L17 192H14L15 191V189L14 190H10V188L8 187V186H6V184H5V187H4V189L3 190H5V188L6 187H8V189L6 188V191H0V194H3V195H0V204L5 208L6 206H9L14 200H15V198H16V200L18 201V200H20L21 201V198L22 197H24L27 201H29V199H30V201H31V203H30V205H34V203L35 204H37V203H40V206L41 205H43L42 203V198H41V196L39 197L38 195L40 194H36V190L34 191V189L33 188H31V184L33 183L34 184V181H33V176H30ZM67 174H68V172H67ZM172 174V173H171ZM262 174V173H261ZM55 176L54 177H58V175L57 174H54ZM88 175V174H87ZM176 175V174H175ZM264 175V174H263ZM16 176V175H15ZM172 176V175H171ZM261 176V175H260ZM258 177V176H257ZM11 178V177H10ZM47 177H45V178H43V179H45V180H47L46 179ZM50 178H52V177H50ZM59 178V177H58ZM57 178V179H58ZM178 178H179V176H178ZM206 178H207V176H206ZM260 179V178H259ZM262 179V178H261ZM15 180V179H14ZM49 180V181H48ZM47 180V182H50V179H48ZM173 180V179H172ZM257 180V179H256ZM51 181H53V180H51ZM174 181V180H173ZM215 181V180H214ZM220 181V180H219ZM231 181V180H230ZM5 183H6V181H4ZM56 182V181H55ZM213 182V181H212ZM17 183V182H16ZM57 183V182H56ZM61 183V182H60ZM89 183V182H88ZM244 183H245V181H244ZM251 183V182H250ZM256 183V182H255ZM208 185V184H207ZM216 185V184H215ZM227 185V184H226ZM258 185V184H257ZM256 185V186H257ZM105 186H107V185H105ZM234 186V185H233ZM252 186H254V185H252ZM64 187V186H63ZM207 187V186H206ZM258 188H259V190H261V192H260V198H259V205L257 206V215L255 216V220L253 221V223L257 226V230H258V234H257V236H255L253 239H250V238H240L239 237V235H238V237L240 238L239 239V247H241L242 249H245V248H247V247H249L250 245H251V243H255V245L257 246V250H258V254H257V256L259 255V257L260 258H264V248H263V241H262V234H261V229H262V227H264V191L262 192V189H264V187L263 186H260V184H259V186H257ZM30 188L31 189H33V191H31L30 190ZM42 188V187H41ZM89 188V189H88ZM114 188V187H113ZM167 188V187H166ZM225 188V187H224ZM223 188V189H224ZM239 188V187H238ZM237 188V189H238ZM242 188V187H241ZM250 188H251V186H250ZM254 188V187H253ZM88 189V191L86 192V190ZM118 188H116V190H117ZM174 190H175V188H173ZM219 189V188H218ZM240 189V188H239ZM42 190H44V189H42ZM69 190H70V192H69ZM225 190V189H224ZM259 190H258V192H259ZM39 191V190H38ZM99 191V190H98ZM106 191V190H105ZM105 191H103L104 192V196H106V197H108L109 199L110 198H114V196L112 197V195L111 194H109V193H105ZM218 191V190H217ZM229 191H230V189H229ZM228 191V192H229ZM254 191V190H253ZM2 192V193H1ZM91 192V191H90ZM107 192H109V191H107ZM113 192V191H112ZM214 192H216V189H215V191ZM219 192V191H218ZM217 192V193H218ZM227 192V193H228ZM59 193H61V194H59ZM83 193V194H82ZM93 193V192H92ZM253 193V192H252ZM43 194V193H42ZM80 194V196H79V198L76 196V195H79ZM90 194V193H89ZM41 195V194H40ZM44 196H45V194H43ZM76 196V198H74L75 196ZM116 195V194H115ZM211 195V194H210ZM218 195V194H217ZM230 195H232V194H230ZM234 195V194H233ZM16 196V197H15ZM103 196V195H102ZM207 196V195H206ZM228 196H229V194H228ZM57 197V196H56ZM24 198L22 199V200H24ZM44 198V197H43ZM47 198V197H46ZM58 197H57V199L54 197V199H56L58 202H60V203H63V202H61V200H58L59 199ZM65 198V199H64ZM78 198V199H77ZM83 198H85V199H83ZM211 198V197H210ZM209 198V199H210ZM220 198V197H219ZM229 198V197H228ZM45 199V198H44ZM43 199V201H45ZM50 199V198H49ZM52 199V198H51ZM108 199V200H109ZM25 200V201H26ZM90 200V198L87 200V202ZM112 200V199H111ZM214 200V199H213ZM46 201H47V199H46ZM50 201H52V200H49V202ZM53 201H55V200H53ZM57 201H55V202H53V205L51 204V206L54 208L55 207V209H56V211H52L53 213V216H54V214L56 215V216H52L54 219H49V220H47V225H46V227H51V229H49L50 231L52 230V234L50 235V234H47V233H49V231H46L47 233L46 234H44V228L42 229V226L39 224V226H41V229L43 230H41L39 227V229H34V231H37L36 233H37V239H36V233L34 232V235H33V237H30V235L29 234H25L27 237H30V239L29 238H26V239H24V234H22L23 232V229L25 228V226L26 227H28L32 222H33V216L35 215V214H37L38 216V218H39V216H40V213L44 210V208L46 207V206H42L41 208L42 209H40V211L41 212H39L38 210H39V207L38 206H36L35 207V205H34V207H35V209L34 210H36L37 209V207H38V209L35 211L36 213H34L33 212V208H32V206L31 207H29V209H28V211H29V217L26 219V221H24V223L22 224V225H20L19 224V222H18V224L20 225V229L19 228H17L19 225L16 223H14V218L13 217H15L14 215L11 217V218H9V215L7 216L6 214H9V212L7 213L6 212V214H4L2 211L0 212V244H3V245H5V246H10L11 245V251L13 250L12 248H15V249H17L18 251H20V249L22 250V251H24V250H26V252H27V256L26 257H31L32 259L34 258L35 260H37V261H35V262H37L36 264H136L138 261H139V257H136V254H135V257H134V255H133V257H131V255H130V260L127 258V257H125V258H127L129 261L127 262V260L125 261V259L123 260L121 257V260L120 261H118V262H113L112 261V256L110 257V255H109V253L107 252L106 253V250L108 249V247H107V249H102V247H100V248H98L97 249V247L98 246H100V244H102L101 242H102V240H101V235H102V237L104 238V236H103V232L102 231H104L105 232V230H101L102 228H98V225H97V230H96V228H95V232H93V231H91L92 230V228H90L88 231H86V232H88V234H91V235H88V237L89 236H91V239H92V241L94 242V244L97 246V247H95V245H93L94 246V248L95 249H92V250H89L88 248H86V247H88V246H85V248L86 249H83V250H85V251H82L81 253H78V254H81L80 256L79 255H77V254H75L74 252H73V254L77 257H73V255L70 253V249L73 247L72 245H71V248H70V244L72 243V240L74 239L71 235H79V233L78 234H76L77 232H79V231H77L75 234H73L74 232H75V229L73 228L74 227V225H73V227H72V221H71V223L69 222V221H67L66 219H69V217H68V215H66V213L64 214L63 212H65L64 210H62V207L58 210L56 207L57 206H63V207H65V205L64 204H60L59 205V203L57 202ZM64 201V202H65ZM91 201L93 202V200L91 199ZM232 201H234V200H232ZM19 202V201H18ZM18 202H17V204H18ZM90 202V201H89ZM244 202V201H243ZM44 203H46L47 205H49L48 204V201L47 202H44ZM55 203V204H54ZM16 204V205H17ZM95 204V203H94ZM119 204V203H118ZM128 204H129V202H128ZM27 205H29V204H27ZM45 205V204H44ZM138 207H139V205H137ZM143 206V205H142ZM18 207H20V206H18ZM44 207V208H43ZM74 206H71V208H73ZM113 207H115V206H113ZM233 207V206H232ZM236 207V206H235ZM240 207H242V206H240ZM13 208H14V210H16L17 211V209H15V207L13 206ZM32 208V209H31ZM52 208V209H53ZM70 208V209H71ZM140 208V207H139ZM256 208V207H255ZM1 209V208H0ZM7 208H5V210H6ZM47 209V208H46ZM54 209V210H55ZM64 209V208H63ZM69 209V208H68ZM149 209V208H148ZM236 209V208H235ZM19 210V209H18ZM31 210H32V212L34 213V214H32L31 213ZM71 210H73V209H71ZM114 210V209H113ZM137 210H138V208H137ZM8 211V210H7ZM57 211H59V213H57ZM61 211H62V213H61ZM69 211V210H68ZM134 211V210H133ZM142 211V210H141ZM236 211H238L237 209H236ZM249 211V210H248ZM12 212H13V210H12ZM43 212H45L44 214L46 215V211H43ZM50 212L51 211H49V214L48 215H50ZM136 212V211H135ZM255 212V211H254ZM57 213V214H56ZM69 213V212H68ZM236 213H238V212H236ZM11 214H13V213H11ZM27 214V213H26ZM42 214V213H41ZM44 214H42L43 215V218H45L44 217ZM101 214V213H100ZM46 216L47 218H49V216ZM66 216H67V218H66ZM110 216V215H109ZM136 216V215H135ZM18 217V216H17ZM35 217V216H34ZM41 217V216H40ZM52 217H50V218H52ZM106 217V216H105ZM209 217V216H208ZM36 218V217H35ZM71 218V217H70ZM40 219V218H39ZM38 219V220H39ZM106 219V218H105ZM245 219V218H244ZM16 220H18V219H16ZM37 220V219H36ZM41 220V219H40ZM46 220V219H45ZM104 220V219H103ZM116 220V219H115ZM182 220V219H181ZM246 220V219H245ZM245 220H244V222H245ZM250 220V219H249ZM107 221V220H106ZM34 222H35V220H34ZM111 222V221H110ZM213 222H214V220H213ZM74 223V222H73ZM109 223V222H108ZM212 223V222H211ZM241 223V222H240ZM37 224V225H38ZM49 224H51V225H49ZM213 224V223H212ZM254 224H253V226H254ZM36 225V226H37ZM44 225V224H43ZM49 225V226H48ZM100 225V224H99ZM198 225V224H197ZM32 226H33V224H32ZM24 227V228H23ZM44 227V226H43ZM49 227V228H50ZM101 227V226H100ZM104 227V226H103ZM113 227V226H112ZM221 227H224V226H221ZM31 228V227H30ZM37 228V227H36ZM48 229V228H47ZM88 229V228H87ZM93 229H94V227H93ZM45 230H46V228H45ZM86 230V229H85ZM107 230H108V228H107ZM106 230V232L107 233H109V231H110V229H109V231H107ZM242 230V229H241ZM255 230V229H254ZM256 230V231H257ZM30 231V230H29ZM96 231H97V233H98V237H96L95 235H96ZM26 232V231H25ZM111 232V231H110ZM113 232V231H112ZM250 232V231H249ZM27 233V232H26ZM29 233V232H28ZM106 233V234H107ZM115 233V232H114ZM113 233V234H114ZM233 233V232H232ZM242 233V232H241ZM246 233V232H245ZM252 233V232H251ZM250 233V234H251ZM257 233V232H256ZM33 234V233H32ZM110 234V233H109ZM116 234V233H115ZM152 234V233H151ZM237 234V233H236ZM23 235V236H22ZM112 235V234H111ZM249 235V234H248ZM32 236V235H31ZM94 236V237H93ZM34 237H35V239H36V241H35V239H34ZM80 237V236H79ZM237 237V236H236ZM235 237V238H236ZM237 237V238H238ZM250 237V236H249ZM32 238H33V240H32ZM96 238V239H95ZM108 238V237H107ZM74 241H76V240H74ZM81 242V241H80ZM83 242V241H82ZM82 242L80 243V244H82ZM92 242V243H93ZM76 243V242H75ZM2 245V246H3ZM73 245H74V243H73ZM79 245V244H78ZM87 245H88V243H87ZM79 246H81V245H79ZM102 246V245H101ZM7 248V247H6ZM79 248V247H78ZM105 248V247H104ZM9 249V248H8ZM24 249V250H23ZM80 249V248H79ZM89 251H88V250ZM121 249V248H120ZM123 249V248H122ZM240 249V248H239ZM72 250V249H71ZM81 250V249H80ZM93 250H97V251H93ZM102 250H104V251H102ZM246 250V249H245ZM248 250V249H247ZM10 251V252H11ZM14 251V250H13ZM79 251V250H78ZM111 251V250H110ZM121 251V250H120ZM9 252V251H8ZM77 252V251H76ZM114 252V251H113ZM242 252V251H241ZM245 252V251H244ZM14 254H16L15 252H13ZM20 253L21 252H19V255H20ZM23 253V252H22ZM21 253V254H22ZM120 253V252H119ZM122 253V252H121ZM133 253V252H132ZM197 253V252H196ZM208 253V252H207ZM206 253V254H207ZM180 254V253H179ZM25 255V254H24ZM23 255V256H24ZM111 255H112V252H111ZM118 255H120V254H118ZM140 255V254H139ZM12 256V255H11ZM14 256V255H13ZM21 256V255H20ZM125 256V255H124ZM127 256V255H126ZM129 256V255H128ZM144 256V255H143ZM146 256V255H145ZM256 256V257H257ZM181 257V256H180ZM183 258H185V260H186V262H187V264H212L211 262H210V260L207 258L206 259V257H205V259H201L200 258V260L198 259V258H196L195 256H193L192 255V257L190 256V254H184L183 256H182ZM181 257V258H182ZM215 257V256H214ZM23 258V257H22ZM144 258V257H143ZM210 258V257H209ZM214 259V258H213ZM216 259V258H215ZM214 259V260H215ZM20 260V259H19ZM22 261H24L23 259H21ZM31 260V259H30ZM140 260H143V259H140ZM148 260V259H147ZM253 260V259H252ZM34 261V260H33ZM184 261V260H183ZM217 261V260H216ZM221 261V260H220ZM20 262V261H19ZM34 262V263H35ZM142 262V261H141ZM214 262V261H213ZM139 263V262H138ZM144 263V262H143ZM215 263V262H214ZM222 263V262H221ZM257 263V262H256ZM259 263V262H258ZM19 264V263H18ZM21 264V263H20ZM140 264H142V263H140ZM262 264V263H261Z\"/></svg>",
  "mask_w": 264,
  "mask_h": 264
}]
</instances>
